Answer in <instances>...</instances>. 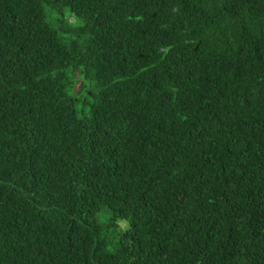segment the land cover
<instances>
[{
  "label": "trees",
  "instance_id": "1",
  "mask_svg": "<svg viewBox=\"0 0 264 264\" xmlns=\"http://www.w3.org/2000/svg\"><path fill=\"white\" fill-rule=\"evenodd\" d=\"M0 264H264V0H0Z\"/></svg>",
  "mask_w": 264,
  "mask_h": 264
},
{
  "label": "rangeland",
  "instance_id": "2",
  "mask_svg": "<svg viewBox=\"0 0 264 264\" xmlns=\"http://www.w3.org/2000/svg\"><path fill=\"white\" fill-rule=\"evenodd\" d=\"M98 217H99V220L100 221H104L106 218L109 217V212H107L106 209H103V210H101L99 212ZM119 221H120V225L122 227H125L127 225V221H124V220H119Z\"/></svg>",
  "mask_w": 264,
  "mask_h": 264
}]
</instances>
